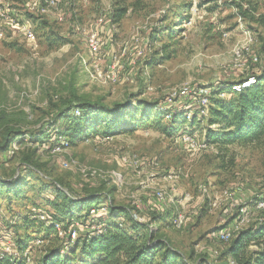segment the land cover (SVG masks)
Listing matches in <instances>:
<instances>
[{"label": "rangeland", "instance_id": "obj_1", "mask_svg": "<svg viewBox=\"0 0 264 264\" xmlns=\"http://www.w3.org/2000/svg\"><path fill=\"white\" fill-rule=\"evenodd\" d=\"M46 1L0 0V125L22 134L0 156V176L25 181L18 197L0 195V250L18 256L22 239V254L35 264L49 242L44 231L34 232L23 221L43 216L50 222L56 210L48 201L57 186L75 200L100 194L96 208L127 209L187 264L203 257L219 264L211 253L224 247L217 233L264 218V209L257 208L264 202V148L209 143L199 98L217 92V99H228L224 87L253 80L264 67V29L237 11L240 2L257 19L264 15V0H53L54 7ZM119 7L127 12L114 23ZM24 26L34 32L33 41L23 35ZM91 34L100 41L98 55L87 47ZM111 68L117 81L104 82ZM181 90L186 93L178 96ZM71 91L107 105L131 99L135 108V100H142L154 105V114L168 110L183 113V119L170 132L169 117L160 128L134 131L124 119L110 134L95 126V135L68 144L55 138L62 123L55 105ZM193 116L197 122L191 126ZM157 193L165 202L156 201ZM242 207L245 226L237 224ZM175 217L182 218L179 227L172 225ZM15 220L18 231L10 224ZM38 220L36 228L42 225ZM74 222L95 230L84 218ZM74 255L78 264L79 250Z\"/></svg>", "mask_w": 264, "mask_h": 264}, {"label": "trees", "instance_id": "obj_2", "mask_svg": "<svg viewBox=\"0 0 264 264\" xmlns=\"http://www.w3.org/2000/svg\"><path fill=\"white\" fill-rule=\"evenodd\" d=\"M237 11L240 17H249L251 22L259 23L264 29V15H259L255 19L251 12L242 11L240 2ZM126 12L125 7L116 9L112 17L113 22L118 23ZM166 52L167 49H163L161 54H167ZM152 62L154 64L156 61ZM251 77L254 82L238 92L234 91L232 85L224 87L229 95L228 99H217L219 95L217 92L208 95L207 107L204 108L206 115H201V120L206 121L208 125L205 136L209 143L264 148V67ZM135 101V108L131 107L133 106L131 99L124 104L107 105L102 100L95 102L82 100L71 91L67 97L60 99L63 107L61 111L59 109L61 106L55 105L58 111L57 121L62 122L61 127L57 128L55 138L57 140L61 138L69 144L81 136L95 135L98 132L95 126H102L107 130L103 134H110L111 131L117 130L118 124L124 119L129 125H133L129 128L134 131L136 128H148V126L160 128L162 119L169 117L171 126L166 132H170L176 123L183 119V113L163 110L159 114H154V105L142 100ZM139 115L141 120L137 121ZM0 119L2 120L3 117ZM196 120L197 116H193L190 121L191 126L197 122ZM82 125L85 127L82 128ZM21 136L20 131H14L8 123H1L0 156L11 151L12 144H18V138ZM57 144L61 145V143ZM23 164L27 166L26 163ZM24 185L25 181H21L20 175L11 181H5L4 177L0 176V195L5 194L10 198L13 194L18 197ZM53 193L54 198L48 202L56 212L50 217L48 224L42 219L39 221L38 217L31 218V216L25 217L23 221V224L28 225L34 232L44 231L43 240L49 242V247L35 264H77L74 255L77 250L82 258L79 263L86 261L89 262L87 264H187L184 257L170 245L167 239L157 238L156 229L136 222L127 209L108 206L105 217L101 215L89 218V210L100 206L96 203L102 198L100 194H89L80 200H75L57 186L53 187ZM83 212L86 213L83 215ZM81 218H84L86 223L93 222L90 225L95 223L93 226L95 230L89 232L85 228L83 236L79 234L73 242L58 237L56 225H61L66 232L75 220ZM121 218L125 220V225L119 222ZM34 220H38L43 226L34 227ZM64 220H67L66 225L63 224ZM16 222L15 220L10 223L14 231H18ZM52 234L55 236L54 239L50 237ZM20 241L22 239L18 242L19 255L4 254L0 257V264H26L22 254L26 243L22 245ZM223 246L217 257L219 264H264V218L240 229L229 243ZM206 261L207 259L203 257V260L197 264H213Z\"/></svg>", "mask_w": 264, "mask_h": 264}, {"label": "built area", "instance_id": "obj_3", "mask_svg": "<svg viewBox=\"0 0 264 264\" xmlns=\"http://www.w3.org/2000/svg\"><path fill=\"white\" fill-rule=\"evenodd\" d=\"M47 6H51L54 7L56 5V1L53 0H48L45 2ZM35 5V4H34ZM23 35L29 40V41H33L34 38V32L32 31L31 27H23V31H22ZM252 42V37L251 35L248 33V38H247V44H251ZM87 47L90 51V53L92 55H98L100 52V41L99 39L94 35L91 34L88 39H87ZM116 72L114 71V68H111V70L109 72H107L106 74H104V76L102 77V80L108 81V82H116L117 81V74H115ZM253 80L247 79L245 81H243L242 83H239L238 85H235L233 87L234 91L238 92L240 91L243 87L248 86L249 84L253 83ZM186 91L185 90H181L178 96H183L185 95ZM201 98H199V106L201 107L202 111L201 114H204V108L207 107V103H208V96H200ZM175 97L173 96V99ZM183 140L187 141L188 144L192 143V140L190 137H186ZM64 168H67L68 165L66 162L62 163ZM156 201H158V203H163L165 202V195L162 193H157L156 194ZM103 206H101L100 208H96V207H92L89 210V216L91 218H96L99 217L101 215H105L107 213V209L102 208ZM258 209L263 210L264 209V202L259 203V205L257 206ZM104 212V213H103ZM41 219L44 220V217L41 216ZM248 216H247V209L245 207H242L239 210V218H238V222L237 224L239 226H245L248 224ZM82 223L79 222H73L68 230L65 232L61 225H56V232L59 238H66L68 240H70L71 242H73V240H75L78 235L80 234V232H84V228L81 225ZM182 224V218L181 217H175V219L172 222V225L174 227H179ZM240 230V229H239ZM238 229L235 232H232L230 230H221L217 233V238L219 240L220 243H222L223 245H226L227 243H229V241L234 237V235L239 231ZM9 250V248H5V251L7 252ZM212 253V257H214L215 259L218 257V251H211ZM5 253L2 252L0 250V257L2 255H4ZM23 257L26 260V264H30V257L28 254H23ZM232 264V263H231Z\"/></svg>", "mask_w": 264, "mask_h": 264}]
</instances>
